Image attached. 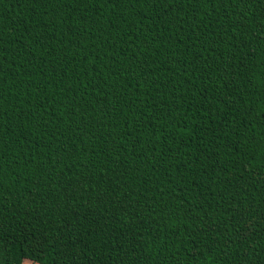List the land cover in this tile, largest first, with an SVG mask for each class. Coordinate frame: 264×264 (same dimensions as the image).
I'll use <instances>...</instances> for the list:
<instances>
[{
  "label": "trees",
  "instance_id": "1",
  "mask_svg": "<svg viewBox=\"0 0 264 264\" xmlns=\"http://www.w3.org/2000/svg\"><path fill=\"white\" fill-rule=\"evenodd\" d=\"M0 264H264V0H0Z\"/></svg>",
  "mask_w": 264,
  "mask_h": 264
}]
</instances>
